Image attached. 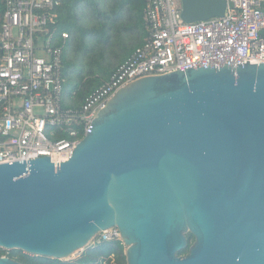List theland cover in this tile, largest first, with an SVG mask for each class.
I'll return each instance as SVG.
<instances>
[{
	"label": "water",
	"instance_id": "obj_1",
	"mask_svg": "<svg viewBox=\"0 0 264 264\" xmlns=\"http://www.w3.org/2000/svg\"><path fill=\"white\" fill-rule=\"evenodd\" d=\"M180 1L186 23L226 9ZM111 227L127 264H264V64L139 79L57 169L50 156L0 165V249L69 261Z\"/></svg>",
	"mask_w": 264,
	"mask_h": 264
},
{
	"label": "built area",
	"instance_id": "obj_2",
	"mask_svg": "<svg viewBox=\"0 0 264 264\" xmlns=\"http://www.w3.org/2000/svg\"><path fill=\"white\" fill-rule=\"evenodd\" d=\"M62 0H3L0 26V165L71 159L95 115L120 88L145 77L219 64H264V0H225L222 17L186 23L180 0H145L141 46L80 107H65ZM61 43V45L58 43ZM118 228L95 243L121 242ZM122 243V242H121Z\"/></svg>",
	"mask_w": 264,
	"mask_h": 264
},
{
	"label": "trees",
	"instance_id": "obj_3",
	"mask_svg": "<svg viewBox=\"0 0 264 264\" xmlns=\"http://www.w3.org/2000/svg\"><path fill=\"white\" fill-rule=\"evenodd\" d=\"M145 0H62L59 7L53 12L57 18L56 26L58 32L68 35L63 43L61 76L63 79V99L65 107H80L85 98L94 92L99 86L109 80L117 67L130 57L135 48L141 46L146 36L143 27V8ZM4 11L3 0H0V26ZM126 24L123 28L125 34L134 33L139 38L122 57L114 58L100 65L97 69L82 71L81 78L71 88L67 84L72 78L67 69L71 65L65 59V49L73 40H79L83 46H90V40L97 38L105 44L119 42L121 34L119 26ZM61 45V43L58 41ZM188 245L178 255L185 256L194 241L192 235L187 236ZM5 251L0 249V257ZM8 257L20 264H127L125 247L119 241H102L94 243L84 249L78 258L69 261L51 259L48 257L34 256L20 250H11Z\"/></svg>",
	"mask_w": 264,
	"mask_h": 264
},
{
	"label": "rangeland",
	"instance_id": "obj_4",
	"mask_svg": "<svg viewBox=\"0 0 264 264\" xmlns=\"http://www.w3.org/2000/svg\"><path fill=\"white\" fill-rule=\"evenodd\" d=\"M126 24L120 25L119 33L121 34L118 44H112L109 48V44H105L101 39L92 38L90 41V46H83L80 44L79 40H73L69 46L65 49V59H68V62L71 65L68 73L72 78V82L67 84V88L71 86L81 78L82 71H88L97 69L100 65L108 63L115 56L122 57L135 43L137 42L139 36L134 35V33L125 34L123 28ZM62 69L63 65H62ZM95 240H93L90 245H93ZM5 253L2 257H8V250H4ZM82 251L74 253L69 260H74L79 257Z\"/></svg>",
	"mask_w": 264,
	"mask_h": 264
}]
</instances>
